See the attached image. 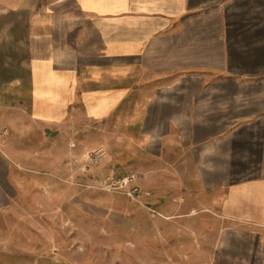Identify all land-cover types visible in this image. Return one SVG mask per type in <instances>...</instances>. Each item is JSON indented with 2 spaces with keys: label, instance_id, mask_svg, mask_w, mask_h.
Wrapping results in <instances>:
<instances>
[{
  "label": "rangeland",
  "instance_id": "rangeland-1",
  "mask_svg": "<svg viewBox=\"0 0 264 264\" xmlns=\"http://www.w3.org/2000/svg\"><path fill=\"white\" fill-rule=\"evenodd\" d=\"M50 2L0 0V264H167L169 251L178 264L180 224L201 205L178 134H167V112L143 118L154 88L167 94L178 74L154 72L137 62L140 55L124 52L123 67L110 70L123 84L109 85L122 87L123 100L113 107L118 95L107 96L108 116L87 115L81 101L73 105L66 74L65 95L53 97L59 114L32 116L42 102L30 84H44L58 54L44 52L39 38L69 28L45 12ZM210 193L204 190L203 202ZM208 207L196 211L211 243L200 245L201 256L219 244L218 236L208 239L211 227L220 238L226 228Z\"/></svg>",
  "mask_w": 264,
  "mask_h": 264
},
{
  "label": "crops",
  "instance_id": "crops-1",
  "mask_svg": "<svg viewBox=\"0 0 264 264\" xmlns=\"http://www.w3.org/2000/svg\"><path fill=\"white\" fill-rule=\"evenodd\" d=\"M47 6L69 28L39 38L44 52L58 54L44 84H30L42 102L32 116L59 114L53 97L65 95L63 74L73 83V105L81 101L87 115L108 116L107 96L118 95L113 107L123 100L122 87L109 85L123 84L110 70L123 67L124 52L140 55L137 62L154 72L177 73L167 76L178 77L167 94L154 88L143 118L167 112V134H178L202 208L190 207L194 219L180 224L178 264H264V0H51ZM78 67L89 76L81 78ZM203 204L215 207V221L226 226L221 238L211 227L208 239L218 236L219 244L210 256L200 249L211 245L196 212Z\"/></svg>",
  "mask_w": 264,
  "mask_h": 264
}]
</instances>
